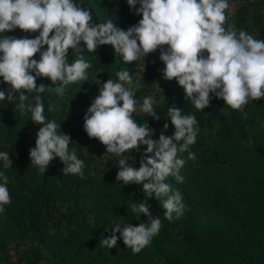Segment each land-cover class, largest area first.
I'll use <instances>...</instances> for the list:
<instances>
[{"label": "trees", "instance_id": "16d2710c", "mask_svg": "<svg viewBox=\"0 0 264 264\" xmlns=\"http://www.w3.org/2000/svg\"><path fill=\"white\" fill-rule=\"evenodd\" d=\"M75 2L91 8L94 22L110 17L125 30L142 18L130 13L127 0ZM228 3L226 29L234 24L237 30L264 40V0ZM7 35L25 34L17 29ZM159 56L158 49L148 55L145 66L140 61L124 64L111 46H101L96 53L83 54L92 63L86 81L67 86L63 97L42 94L45 116L61 126L58 132L71 137L69 149L84 161L85 179L64 175L59 158L50 162L45 174L39 173L29 154L38 126L30 113L21 117L16 102L0 101V152H9L13 161L7 170L0 161L11 197L6 211L0 213V264H264V98L249 101L243 113L215 98L210 107L196 110L175 80L162 78L165 65ZM78 58L67 57L69 63ZM121 69L133 76L134 86L137 81L142 85L137 99L153 95L157 101L154 109L161 116L159 121L133 114L138 124L149 123L153 139L159 138L166 122L165 134H173L167 115L173 104L184 115L194 114L200 129L190 146L196 160L187 161L181 169L184 182L172 177L166 181L181 192L184 213L168 221L162 204L149 199L150 212L159 216L162 227L139 254H133L122 240L111 249L100 245L102 236L111 235L113 222L137 226L147 221L131 211V204L143 200L144 193L141 185L116 181L118 158L106 154L105 146L84 130V115L99 95L96 79L115 81ZM41 83L51 81L38 79L37 85ZM6 87L0 78V90ZM50 104L57 110L49 112ZM132 154L139 168L141 154ZM183 156L187 159V153Z\"/></svg>", "mask_w": 264, "mask_h": 264}, {"label": "clouds", "instance_id": "9594fccd", "mask_svg": "<svg viewBox=\"0 0 264 264\" xmlns=\"http://www.w3.org/2000/svg\"><path fill=\"white\" fill-rule=\"evenodd\" d=\"M127 5L130 13L142 18L125 30L110 17L94 22L91 8L75 0H0V33L4 34L0 37V78L7 85L0 90V101L16 102L21 117L30 113L38 126L29 154L39 173L45 174L50 162L59 158L64 175L86 178L84 161L69 149L71 137L58 132L61 126L45 116L42 94L47 91L63 97L67 86L86 81L92 63L83 54L96 53L101 46H111L124 64L140 61L144 66L148 55L159 49L165 65L162 78L175 80L196 110L210 107L215 98L243 113L249 101L264 98V40L237 30L234 24L226 29L228 0H127ZM17 29L25 35H7ZM70 54L79 58L69 63ZM116 77L103 83L96 79L99 95L84 115V130L105 146L106 154L118 158L116 181L141 185L144 193L143 200L131 204V211L147 221L137 226L113 222L111 235L102 236L100 245L111 249L122 240L133 254H139L162 227L159 216L150 212L149 199L162 204L168 221L184 213L181 192L166 181L172 177L184 182L181 169L187 161L196 160L190 146L200 129L194 114L184 115L173 104L167 110L173 134H165L166 122L159 138L153 139L149 123L138 124L133 114L159 121L156 99L153 95L136 98L142 85L137 81L134 86L127 69L117 71ZM44 78L51 84L38 86L37 80ZM53 110L57 109L50 104L48 111ZM133 152L141 154L139 168L134 166ZM0 161L5 170L13 167L9 152H0ZM0 181V213H4L11 203L4 171H0Z\"/></svg>", "mask_w": 264, "mask_h": 264}]
</instances>
